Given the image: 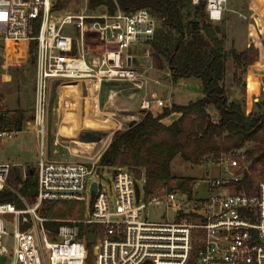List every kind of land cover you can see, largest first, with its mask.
<instances>
[{"label": "built area", "instance_id": "built-area-1", "mask_svg": "<svg viewBox=\"0 0 264 264\" xmlns=\"http://www.w3.org/2000/svg\"><path fill=\"white\" fill-rule=\"evenodd\" d=\"M58 1L0 0V44L7 48L26 42L36 47L32 123L41 147L54 83L79 84L85 97L92 99L99 97L103 84L124 83L132 91L129 100L145 92L139 103L142 113L168 104L158 93H148L150 85L160 86V79L148 75L152 68L138 64L142 56H150L161 20L146 9L131 13L90 9L88 0L78 12L62 14ZM199 2L192 0L193 5ZM227 12L228 0H205L210 22H220ZM124 90L108 91L106 111L119 102ZM15 135L2 131L0 140ZM243 158L242 151L222 156L215 163L222 171L195 181L192 198L173 188L146 200L142 191L138 196L134 176L125 168L112 173L109 189L98 162H51L42 152L34 164L33 204L9 185L12 165L0 164V195L10 193L12 198L0 202V258L3 264L8 260L9 264H264V180L255 193L236 190L249 174L240 164ZM201 185L204 197L196 191ZM55 202L85 203L88 215L82 220L43 216V205ZM152 204L164 208L161 221L144 214ZM168 213L174 215L168 218ZM51 224L59 226L53 229ZM8 225L14 226L13 233ZM88 234L95 235L93 244L86 239Z\"/></svg>", "mask_w": 264, "mask_h": 264}, {"label": "trees", "instance_id": "trees-1", "mask_svg": "<svg viewBox=\"0 0 264 264\" xmlns=\"http://www.w3.org/2000/svg\"><path fill=\"white\" fill-rule=\"evenodd\" d=\"M67 0H59L57 8ZM229 3V0H228ZM90 9L105 7L110 13L117 9L131 13L146 9L161 20L152 49L169 69L173 83L180 79L196 78L202 82L203 96L185 105H165L142 113L139 121L116 131L98 161V167L113 173L118 168L130 171L135 179L138 196L141 191L147 200L164 191L177 188L192 198L194 182L189 177H174L171 164L176 157L191 167L208 166L233 151H242L249 174L237 184V191L255 193L257 171H264V91L246 113V98L230 100L225 78L227 63L234 65L233 83L245 87L244 77L250 66L259 70L260 47L250 45L243 51L225 49V15L218 23L208 20L205 0L193 5L192 0H88ZM7 56L19 60L24 56L19 44L7 46ZM36 52L31 43L28 54ZM177 115L171 123L164 121ZM26 121L22 114L9 117L0 98V132L22 131ZM19 192L31 201L36 197L34 171L28 169ZM174 183V187H169ZM141 184V185H140ZM10 193L0 195V202L11 201ZM53 229L58 224L49 225ZM88 248L91 249L88 244Z\"/></svg>", "mask_w": 264, "mask_h": 264}, {"label": "rangeland", "instance_id": "rangeland-1", "mask_svg": "<svg viewBox=\"0 0 264 264\" xmlns=\"http://www.w3.org/2000/svg\"><path fill=\"white\" fill-rule=\"evenodd\" d=\"M85 0H67L63 4L62 14L66 11L78 12L84 6ZM228 8L230 12L225 15L226 23L224 25L226 30L225 35V49L230 51L234 48L238 53L243 51L246 47L255 44L260 47L259 53H262L261 64L262 68L256 71L264 70V0H229ZM254 41V42H253ZM20 49L24 52V56L15 60L7 56V48L0 44V98L3 103V109L9 115V117H17L22 114L26 121L22 125L32 122L36 113V66L35 62L31 60L28 49V43H20ZM149 57L140 58L138 64L140 67L146 66L150 69L148 75L151 78H159L160 86L158 91L160 97L170 99V103L178 102L179 104H186L190 101H196L203 96L202 82L196 78L180 79L176 83H173L170 77V73L166 64L159 58L152 49H150ZM260 59V55H259ZM234 65L232 60L229 59L227 63V76L225 78V85L227 94L230 100H240L243 95H246V90L251 95L257 93L259 85H264V78L257 80L256 74L253 70H250L249 74L246 73L244 77L245 87L241 85H235L233 83ZM60 83H54L51 87V95L48 104L47 113V133L49 135L50 145L43 142L41 147L40 140L36 138L33 132L23 131L17 132L12 139L2 138L0 143V163L10 162L15 165L21 164L22 167H14L10 173L9 185L14 190H19L20 181L24 177V171L28 169L34 170V165L43 152L45 156H48L47 160L51 162H82L86 161L70 156L71 146H74L71 140H65L63 138H57V126L59 117L53 114V109L58 107L60 96L62 95V105L66 101L67 95H64ZM77 90V85L74 86ZM115 88L114 84H103L100 92L101 102L106 99L108 91ZM264 89L261 90V92ZM66 96V97H65ZM83 96H86L84 90ZM261 96L258 98V100ZM257 100V101H258ZM174 101V102H173ZM89 104V103H88ZM169 105V103L167 104ZM253 105L246 107V113H250L253 109ZM156 110V109H155ZM142 118V115H139ZM61 119V118H60ZM177 119V115H173L167 118L164 122L171 123ZM14 132H16L14 130ZM96 132V131H95ZM100 133L108 134L107 130ZM55 141V144H54ZM71 142V143H70ZM55 151V152H54ZM242 159L240 160V164ZM30 164V165H28ZM245 166V164H242ZM172 175L174 177H189L193 181H201L208 178H214L219 175V171H222L215 163L208 166H196L191 167L189 164L184 163L180 157H176L171 164ZM106 175L104 185L107 188L113 187L112 173L106 169H102ZM256 184L264 180V171H257L254 175ZM141 185V184H140ZM174 187V183L169 187ZM200 197L205 196L204 186L201 185L197 190ZM161 191L160 193H163ZM29 204H33V201L28 199ZM18 208H23L22 204L17 203ZM89 212V206L81 202H55L47 204L45 203L42 208V215L47 218L58 220H82ZM165 212L164 208L157 204L148 206V209L144 214L149 215L150 220L161 221V216ZM174 214L168 213L167 217L170 218ZM7 230L13 233L14 226L8 225ZM91 247V244H90ZM10 260L7 261V264Z\"/></svg>", "mask_w": 264, "mask_h": 264}, {"label": "crops", "instance_id": "crops-1", "mask_svg": "<svg viewBox=\"0 0 264 264\" xmlns=\"http://www.w3.org/2000/svg\"><path fill=\"white\" fill-rule=\"evenodd\" d=\"M255 64L248 68L247 74H249L250 70H253V73L256 74L257 80L259 82L261 78H264V70L256 71L255 69H253ZM76 85L77 90L74 88V86ZM114 85L115 88L112 89L123 88L125 90L124 93L121 94L119 102H117V104H115V106H113L112 108L109 107V109L107 110L108 112L105 108L107 107L106 99L102 103L100 96L96 99L86 98L85 96H83V91L81 90L79 84L66 83L62 85L63 87L61 90H64V95H67L66 101L68 100L69 102H67V105L66 102L62 105L63 98L61 95L59 105L58 107H55L53 109V114H56L57 112L59 117V122L56 124L57 138L71 140V142L75 144L74 146H71L72 149L70 150V153H68L70 154V156L80 158L87 163H92L94 161L98 162L103 152L109 146L114 133L120 129H125L130 123L139 121L141 119L139 115H142V112L139 109V103L144 97L145 92H137L135 98L133 100H129L128 95L132 92L129 87L124 83H115ZM262 89H264V85H259L258 92L251 95L246 90V107H248L249 104L253 105V102H256L258 100V98L261 96ZM158 90L159 89L157 86L150 85L148 88V93L151 94L156 92L160 94ZM165 99L167 103H169V105H172L170 103V99ZM174 103L179 104L178 102ZM154 109L158 108L155 107ZM112 112H115L117 114L115 118L109 116L108 113L111 114ZM96 124H99L100 126H97ZM106 130L108 132L107 135L104 133H100ZM23 131L33 132L37 140L39 139L36 133V128L32 122H28L27 124H25V127H23V130L21 132ZM45 140L49 146L51 139L49 138L48 133ZM46 157L48 158V156ZM3 163L11 164V171L16 166L22 167L23 169L25 168L21 164L15 165L14 163L10 162H1L0 164Z\"/></svg>", "mask_w": 264, "mask_h": 264}, {"label": "water", "instance_id": "water-1", "mask_svg": "<svg viewBox=\"0 0 264 264\" xmlns=\"http://www.w3.org/2000/svg\"><path fill=\"white\" fill-rule=\"evenodd\" d=\"M34 60V57H32V61ZM245 176H247V172L245 173ZM92 191L95 192V185L92 186ZM94 234H88L86 235V239L90 241L91 244L94 243ZM4 258H0V264H3Z\"/></svg>", "mask_w": 264, "mask_h": 264}, {"label": "bare ground", "instance_id": "bare-ground-1", "mask_svg": "<svg viewBox=\"0 0 264 264\" xmlns=\"http://www.w3.org/2000/svg\"><path fill=\"white\" fill-rule=\"evenodd\" d=\"M74 103H75V102H74ZM74 103H73V104H74ZM96 125H97V124H96ZM98 125H99V124H98ZM98 125H97V126H98ZM99 126H100V125H99Z\"/></svg>", "mask_w": 264, "mask_h": 264}]
</instances>
